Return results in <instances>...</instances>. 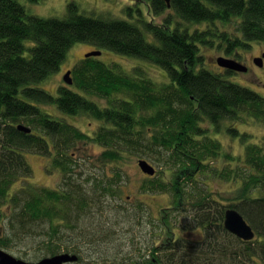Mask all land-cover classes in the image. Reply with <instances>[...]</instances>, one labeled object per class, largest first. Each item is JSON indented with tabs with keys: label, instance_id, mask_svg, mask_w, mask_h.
Here are the masks:
<instances>
[{
	"label": "trees",
	"instance_id": "1",
	"mask_svg": "<svg viewBox=\"0 0 264 264\" xmlns=\"http://www.w3.org/2000/svg\"><path fill=\"white\" fill-rule=\"evenodd\" d=\"M148 4L153 16L170 9L177 20L148 21L139 5L134 21L94 17L80 13L75 2L68 5L63 18L42 17L29 14L18 0H0V205L10 199L8 217L2 219L9 221L6 228L10 232L3 234L19 235L28 228L32 232L36 221L54 220L52 231H43L46 236L39 240L41 252L57 254L65 246L64 252L78 255L71 263H78L82 247L79 241H68L61 228H69L67 219L74 217L73 208L86 215L94 204L102 205V195L121 194L119 182L128 178L124 160L131 154L160 168L143 178L140 190L171 195L174 211H160L166 214L161 217V232L169 240L160 246L156 239L153 245H144L149 252L139 255L134 264H264V138L246 144L244 156L237 157L223 154L221 142L209 135L210 126L203 125L210 121L218 128L220 120H238L244 114L264 124V96L230 80L235 70L223 68L225 74H221L200 65L199 55L201 45L220 43L225 53L232 54L248 49L251 42L264 41V0H171V8L166 0ZM148 34L152 40L145 36ZM78 42L92 44V50L107 49L153 62L166 71L169 81L156 83L135 72L128 74L99 56L84 55L72 68V87L61 84L56 95L37 87L59 70L68 49ZM90 96L106 99L107 105L101 106ZM46 103H54L66 114L99 119L102 125L92 135L85 133L38 105ZM20 122L34 131L19 130ZM228 129L234 136L240 133L233 126ZM42 133L52 138L56 154H64L52 161L63 172V183L59 188L37 191L24 186L12 193L19 178L32 174L23 152L49 151ZM241 135L243 142L251 136L247 132ZM80 143L85 148H103L98 154L88 150L82 159L89 158L100 171L91 191L76 182L81 163H74L72 150ZM221 158L226 166L217 165ZM206 173L209 179L237 187L231 195L216 199L211 192L215 189L196 179ZM227 207L237 209L252 225L254 240L244 242L225 228ZM181 212H189L186 225L200 228L202 240L183 236L187 229L177 227L175 215ZM84 227L82 241L101 245L102 239L93 237L98 230ZM97 227L104 234L103 227ZM17 239L0 232L1 247H12ZM101 249L93 251L104 260L108 255ZM132 259L125 257L120 264H133ZM88 264H98V260Z\"/></svg>",
	"mask_w": 264,
	"mask_h": 264
},
{
	"label": "rangeland",
	"instance_id": "2",
	"mask_svg": "<svg viewBox=\"0 0 264 264\" xmlns=\"http://www.w3.org/2000/svg\"><path fill=\"white\" fill-rule=\"evenodd\" d=\"M21 4L25 6V10L29 14L39 15L42 17H58L63 18L67 15L68 5L75 2L79 12L84 15H90L100 18H109V19H127L132 20L133 18H138L137 6L141 8L145 19L151 20L155 23H162L164 17H171L172 19L176 18L170 10H167L162 15L153 16L149 10L150 0H41L39 2H33L31 0H18ZM132 8L130 11L129 8ZM196 28V25L191 27L192 30ZM148 39L152 40L150 35H145ZM218 43L215 46L205 45L200 51L201 64L202 66L208 68L211 71H216L221 74H225L223 67L216 64V59L219 56L232 57L233 54L240 57V59L245 60L247 63H250L252 57L258 55L260 51L264 50V41H254L251 46L245 50L241 49V53L237 54H227L225 47H219ZM93 45L85 42H78L68 49L67 56L60 65V68L55 73L51 74L48 78L36 84L37 87L43 88L50 92L53 95H56L58 87L63 85H68L64 81V74L67 70L72 69L81 59L84 57L85 53L92 50ZM100 60L107 64H118L120 69H123L128 74H133L134 72L138 75L152 78L156 83H164L169 81V77L164 69L160 66L154 64L153 62L143 60L136 57H129L115 53L113 51L102 49V55L99 56ZM230 80L236 82L243 86H248L250 89L258 92L264 96V89L261 88V83H258L259 80L256 79L255 73H231L229 76ZM228 78V79H229ZM72 87V85H69ZM101 106L107 105V100L99 98L97 96H90ZM45 111L49 112L56 119L65 120L70 124H73L80 128L82 131L88 134H93L97 129L102 125L99 119L89 117L87 115H71L63 113L59 110L56 105L51 104H38ZM244 114V113H243ZM242 115V114H241ZM240 115V116H241ZM26 126L28 125L25 122ZM203 125H208L211 128L210 135L219 140L222 145V153L232 154L234 156L243 157L245 153V146L250 142H259L264 138V124L255 121L252 117L247 116L246 114L242 115L238 120L223 119L220 123V126L217 128L212 126L209 122H204ZM233 126L240 130V133L237 136H234L228 129V127ZM228 129V130H227ZM247 132L249 133L250 138L243 142L241 139V134ZM44 137L50 138L46 134H43ZM51 139V138H50ZM77 149V150H76ZM88 150L93 154H98L103 150L102 147L94 145L93 148H85L83 145L73 149L74 154V163L80 164L81 167L77 166V180L76 182L83 185L89 191L92 190L94 181L96 180L95 174H98L100 171L95 169L94 164L90 163V159L86 158L85 161L82 159L85 158L84 153L87 155ZM71 151V150H70ZM31 153H25V158L29 162L32 174L29 177L19 178L16 181L12 188L11 192L19 190L24 186H30L34 191H37L42 188L55 189L59 188L63 183V172L61 169L52 166L51 161L52 157L47 154L40 153L39 151L31 150ZM222 154V155H223ZM123 155H128L127 153ZM139 159H146L144 157H138L136 155H129L124 160V170L127 173L128 178L124 177V180L119 182V190L121 194L114 196L110 194L102 195L104 202L101 206L97 207L94 204L88 212L83 213L78 207L71 210V219H67L70 223L68 224L69 228H61L63 236L66 237L68 241H79L81 245V259L76 264H88L94 263V260H98V264H110L112 261H117L115 263L120 264L121 261H124L125 257H133L131 262L134 264L139 261L140 256L147 254L145 250L146 246L153 245V240L156 239V245L160 246V243L163 240H169L166 234L161 232L163 228V223L161 221L162 215L165 213H160L159 209H165L167 214L174 213L171 212L173 205L171 201V195L167 193H147L140 190L142 180L145 174L141 167L138 164ZM154 158H152L153 160ZM154 162V161H153ZM212 163V162H211ZM157 169L158 166L153 163ZM108 165V170L112 163ZM213 165V163H212ZM215 165V164H214ZM217 165L226 166L227 161H224V158L219 159ZM86 168V169H85ZM162 168V167H161ZM93 173V174H92ZM159 176V175H158ZM197 181L204 180L210 187L209 189H215L213 192L214 198L219 199L220 196H229L231 191L234 190L237 185L232 182H226L224 180H219L216 178L209 179L206 175L198 174L196 177ZM34 193V192H33ZM9 200L4 201L0 205V232L5 237L19 238L13 244L12 247H0L10 252L12 255L33 261L43 255L42 244L39 243V240L45 238V231H52L51 224L52 221L38 220L34 224V228L31 232V229L28 228L21 232L19 235H7L3 233H9L6 226L10 225L9 221L2 220L5 217H8L10 211L9 206H7ZM178 216V226L182 227L183 236L190 241L202 240L203 237L202 230L200 228L189 227L186 224L189 221L190 214L189 212L175 213ZM82 217V218H81ZM160 218V219H159ZM60 222H63L60 220ZM59 222V223H60ZM58 223V224H59ZM78 226H77V225ZM94 226H93V225ZM103 227L104 234L100 231L99 227ZM77 226L76 229L73 228ZM81 226H87L85 228L97 229L98 231L93 233V237L96 239H102L100 244H87L85 241H82L83 235H81ZM92 227V228H91ZM3 230V232L1 231ZM177 232V229H175ZM45 233H44V232ZM189 231H197V233H189ZM160 234V235H159ZM178 236V234H177ZM203 243V242H202ZM199 244V243H197ZM146 245V246H144ZM102 248L101 251L108 255L106 259L100 260L98 252L93 251L94 248ZM67 251L65 246H62L61 252ZM200 251V249H199ZM170 252V251H169ZM40 255V257H39ZM161 255V254H160ZM191 255V254H190ZM199 259V258H198ZM73 264V263H68Z\"/></svg>",
	"mask_w": 264,
	"mask_h": 264
},
{
	"label": "water",
	"instance_id": "3",
	"mask_svg": "<svg viewBox=\"0 0 264 264\" xmlns=\"http://www.w3.org/2000/svg\"><path fill=\"white\" fill-rule=\"evenodd\" d=\"M168 3V6H170V0H166ZM101 51H89L85 53V57L90 56H99L101 55ZM264 57V53L261 57H258L255 59V62L258 65H262V59ZM216 64L223 68H227L230 70H235L238 72H247L248 68L247 65L240 63L236 59L226 57V56H219L216 59ZM72 69L67 70L64 74V81L68 85L73 84V78H72ZM18 129L24 130L25 132H30L31 128L24 126L23 124H20L17 126ZM138 164L141 167L142 171L145 174H148L150 176H153L156 174V167L149 163L146 159H139ZM247 220L244 218V216L238 212L235 208H228L225 211L224 216V226L227 230H229L231 233H234L238 237L244 239V240H250L252 239L256 233L254 232L253 227L246 222ZM78 260V255L72 254L69 252H60L56 255H53L51 257H45L44 259H40L38 261H26L20 258H17L14 255H11L9 252L0 249V264H67L71 262H76Z\"/></svg>",
	"mask_w": 264,
	"mask_h": 264
},
{
	"label": "flooded vegetation",
	"instance_id": "4",
	"mask_svg": "<svg viewBox=\"0 0 264 264\" xmlns=\"http://www.w3.org/2000/svg\"><path fill=\"white\" fill-rule=\"evenodd\" d=\"M263 53H264V51H260L258 55L256 54V56L252 57V59L250 60V63H247L246 61H244L242 59H239L240 62H242L245 65H247L248 70H247V72H236V71H234V73H243V74H246L247 73L248 74V73H251L253 71L255 73V75H256V79L259 80L258 83H261V86H262L261 88L264 89V57H263V59L261 61L262 62V65L261 66L258 65L255 62V59H257L258 57H261ZM45 140L48 143V149H49V151L46 152V153H44V154H47L50 157H52V160L53 159H59V158L62 159L64 157V154H60L59 155V154H56L55 153L54 149L52 148V145H53L52 139L45 138ZM31 150L32 149H29V151H31ZM29 153H31V152H29Z\"/></svg>",
	"mask_w": 264,
	"mask_h": 264
},
{
	"label": "bare ground",
	"instance_id": "5",
	"mask_svg": "<svg viewBox=\"0 0 264 264\" xmlns=\"http://www.w3.org/2000/svg\"><path fill=\"white\" fill-rule=\"evenodd\" d=\"M170 6H168L169 8H171V0H170ZM167 5H168V3H167ZM170 10V9H169ZM171 11V10H170ZM173 13V12H172ZM143 14V13H142ZM144 15V14H143ZM173 15V14H172ZM144 17H146V16H143V18ZM145 19V18H144ZM175 20H177L176 18H174V21ZM130 21H134V18L132 19V20H130ZM190 28H191V26H190ZM149 35V34H148ZM253 42H251V44H252ZM203 46H205V45H201V49H202V47ZM90 51H101L102 52V49H99V50H90ZM264 51V50H263ZM89 52V51H88ZM241 53V49L239 50V52L237 53V54H240ZM233 54V53H232ZM101 55H102V53H101ZM101 55H99V56H101ZM199 55H200V53H199ZM231 55V54H230ZM263 55V54H262ZM201 57V56H200ZM227 57V56H226ZM230 58H233V59H236L237 61H239L240 62V57H238L237 55H235V54H233L232 55V57H230ZM243 60V59H242ZM245 61V60H244ZM240 63H242V62H240ZM113 64H115V63H113ZM244 64V63H243ZM221 122L223 121V120H220ZM209 135H210V133H209ZM211 136V135H210ZM242 136V135H241ZM240 136V137H241ZM212 137V136H211ZM242 138V137H241ZM254 143V142H253ZM256 143V142H255ZM147 160V159H146ZM149 161V160H148ZM219 166V165H218ZM223 166V165H222ZM222 166H220V167H222ZM43 189V188H42ZM45 189H49V188H45ZM32 191V190H31ZM34 192V191H33ZM32 192V193H33ZM152 193H155V192H152ZM228 208H233V207H227L226 208V210L228 209ZM237 210V209H236ZM161 211V208L159 209V212ZM247 222V221H246ZM249 223V222H248ZM250 224V223H249ZM251 225V224H250ZM252 226V225H251ZM256 233V232H255ZM237 236V235H236ZM238 237V236H237ZM240 238V237H239ZM256 238V235L252 238V239H250V240H244V239H242V238H240V239H242V240H244V242L245 241H252V240H254ZM0 249H3V248H1L0 247ZM3 250H5V249H3ZM5 251H7V250H5ZM8 252V251H7ZM10 253V252H9ZM11 254V253H10ZM58 254V253H57ZM12 255V254H11ZM53 255H56V254H48V255H43L42 257H40V258H38V259H36V260H33L32 262H34V261H38V260H40V259H44L45 257H51V256H53ZM17 258H19V257H17ZM20 259H22V258H20ZM23 260H25V259H23ZM26 261H29V260H26Z\"/></svg>",
	"mask_w": 264,
	"mask_h": 264
},
{
	"label": "crops",
	"instance_id": "6",
	"mask_svg": "<svg viewBox=\"0 0 264 264\" xmlns=\"http://www.w3.org/2000/svg\"><path fill=\"white\" fill-rule=\"evenodd\" d=\"M44 80H45V79H44ZM21 97H23V96L21 95ZM46 104H48V105H49V104H51V105H52V104L55 105L54 103H46ZM41 107H42V106H41ZM41 107H40V108H41ZM56 107H57V106H56ZM41 109L44 110L43 108H41ZM46 112H47V111H46ZM48 113H49V112H48ZM50 115H51V114H50ZM52 116H53V115H52ZM20 124H23L24 126H26L24 123H18V125H20ZM18 125H17V126H18ZM17 126H16V127H17ZM27 127H30V128H31V131H30V132H26V134H27V133H31V132L34 131V129H33L31 126L27 125ZM17 128H18V127H17ZM19 130H21V129H19ZM23 131H24V130H23ZM24 132H25V131H24ZM43 134H45V133H42V136H43ZM47 136H48V135H47ZM49 137H50V136H49ZM45 138H46V137H45ZM50 138H51V137H50ZM51 139H52V138H51ZM32 150L38 151V150H36V149H32ZM25 153H29V150L25 151ZM40 153H44V152H40ZM45 153H46V152H45ZM23 155H24V152H23ZM24 156H25V155H24ZM52 161H53V160H52ZM52 161H51V164H52ZM27 162H28V161H27ZM28 163H29V162H28ZM52 166H53V165H52Z\"/></svg>",
	"mask_w": 264,
	"mask_h": 264
},
{
	"label": "clouds",
	"instance_id": "7",
	"mask_svg": "<svg viewBox=\"0 0 264 264\" xmlns=\"http://www.w3.org/2000/svg\"><path fill=\"white\" fill-rule=\"evenodd\" d=\"M155 166V165H154ZM157 169V168H156ZM157 172V171H156Z\"/></svg>",
	"mask_w": 264,
	"mask_h": 264
}]
</instances>
